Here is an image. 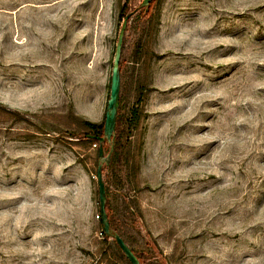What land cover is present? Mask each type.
I'll return each instance as SVG.
<instances>
[{"label": "rangeland", "instance_id": "374dc122", "mask_svg": "<svg viewBox=\"0 0 264 264\" xmlns=\"http://www.w3.org/2000/svg\"><path fill=\"white\" fill-rule=\"evenodd\" d=\"M142 1L0 0V264H127L77 121L104 119L122 7ZM123 45L122 115L143 90L136 183L110 194L139 210L127 243H155L156 264H264V0H158Z\"/></svg>", "mask_w": 264, "mask_h": 264}, {"label": "trees", "instance_id": "16d2710c", "mask_svg": "<svg viewBox=\"0 0 264 264\" xmlns=\"http://www.w3.org/2000/svg\"><path fill=\"white\" fill-rule=\"evenodd\" d=\"M158 0H150L147 6H140L137 10L126 11L128 8V3L126 2L122 7V13L124 14V20L126 22L134 21L135 29L138 32H144L147 28V24L153 19V10L157 5ZM141 19V20H139ZM126 24V25H127ZM124 50V45L122 41L121 47V57L122 51ZM143 47L140 46V41H137L135 47V62L137 63L142 56ZM120 57L119 62V72H120V81L122 79L124 60ZM143 102V90L142 86L137 87L135 101L133 102L130 109H128L127 114L122 115V110L120 105L122 103V96L119 93L118 104L119 108L117 110V117L115 123L114 139H113V148L110 156V162L108 165L102 166L101 173L104 175L103 183L105 188V213L107 216V221L109 223L110 231L113 234L119 235L122 240L130 248L131 252L139 261V264H156L159 257H156L152 249L157 251V246L155 243L151 242V247L149 244H144V247L139 250L134 248L132 244H128L126 241V233L128 227L136 228L137 218L140 219V213L136 206V203L133 199H130L125 194H120L117 198L120 201L119 207L116 209L113 208L110 194L113 193V190L120 188L124 181H128L130 184H135L137 179L138 167L137 163L133 158L129 157L130 143H127V138L130 137V134L137 129L138 122L140 120V108ZM103 125L104 119L100 123H93L86 120L77 121V134L83 140L86 139L88 145L93 144L98 152L100 146H102L103 153L110 152V143L106 140L100 142V139L103 137ZM78 137V139H80ZM111 188V189H110ZM98 224L100 227V235L105 241L111 240L112 243L117 247L115 240L112 236H107L102 231L101 217L99 213L98 206ZM119 250V253L122 259L125 260L127 264H130L124 257L123 253Z\"/></svg>", "mask_w": 264, "mask_h": 264}, {"label": "water", "instance_id": "95a60500", "mask_svg": "<svg viewBox=\"0 0 264 264\" xmlns=\"http://www.w3.org/2000/svg\"><path fill=\"white\" fill-rule=\"evenodd\" d=\"M150 0H143L141 6H147ZM126 19L123 21L121 31L119 32L117 43L115 45L112 67H111V75H110V83H109V96L106 102L105 113H104V125H103V137L100 139V142L106 140L110 143V152L107 155H104L102 146L98 149V163L96 169V182H97V194H98V206L99 213L101 217L102 231L107 236H112L115 240L117 247L123 253L125 259L130 264H139V261L131 252L130 248L127 244L122 240L121 237L117 234H113L110 231L109 223L107 221V216L105 213V188L102 180L101 169L103 164L108 165L110 162V156L113 148V139H114V131H115V123L117 117L118 110V98L120 93V72H119V62L121 57V47L123 41L124 30L126 27Z\"/></svg>", "mask_w": 264, "mask_h": 264}, {"label": "built area", "instance_id": "2783aa9c", "mask_svg": "<svg viewBox=\"0 0 264 264\" xmlns=\"http://www.w3.org/2000/svg\"><path fill=\"white\" fill-rule=\"evenodd\" d=\"M98 218V217H97Z\"/></svg>", "mask_w": 264, "mask_h": 264}]
</instances>
